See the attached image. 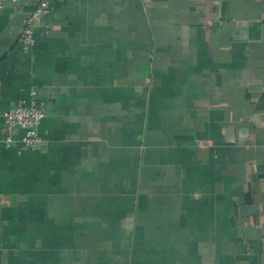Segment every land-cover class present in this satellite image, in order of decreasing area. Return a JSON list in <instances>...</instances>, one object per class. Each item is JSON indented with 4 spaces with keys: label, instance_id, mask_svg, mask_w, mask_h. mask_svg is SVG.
Returning a JSON list of instances; mask_svg holds the SVG:
<instances>
[{
    "label": "crops",
    "instance_id": "obj_1",
    "mask_svg": "<svg viewBox=\"0 0 264 264\" xmlns=\"http://www.w3.org/2000/svg\"><path fill=\"white\" fill-rule=\"evenodd\" d=\"M35 0L0 13V264H264V0ZM36 92V95H33Z\"/></svg>",
    "mask_w": 264,
    "mask_h": 264
},
{
    "label": "built area",
    "instance_id": "obj_2",
    "mask_svg": "<svg viewBox=\"0 0 264 264\" xmlns=\"http://www.w3.org/2000/svg\"><path fill=\"white\" fill-rule=\"evenodd\" d=\"M10 0H0V13ZM20 2L23 0H11ZM36 7L31 14L25 18L24 28L21 36L24 49H29L35 42L34 29L37 20L50 11L51 0H35ZM36 95V92H33ZM45 109L38 105L37 99L32 103L20 102L5 115V136L0 138V145L10 146L13 141L12 132L16 127H21L23 132L19 137L20 148L30 150L37 147L42 141L39 133V125L45 117Z\"/></svg>",
    "mask_w": 264,
    "mask_h": 264
},
{
    "label": "rangeland",
    "instance_id": "obj_3",
    "mask_svg": "<svg viewBox=\"0 0 264 264\" xmlns=\"http://www.w3.org/2000/svg\"><path fill=\"white\" fill-rule=\"evenodd\" d=\"M37 103H38V105H40L38 101H37ZM40 106H41V105H40ZM42 120H43V119H42ZM41 122H42V121H41ZM40 124H41V123H40ZM39 126H40V125H39ZM39 133H40V132H39Z\"/></svg>",
    "mask_w": 264,
    "mask_h": 264
}]
</instances>
